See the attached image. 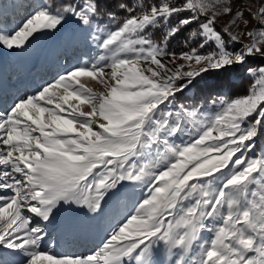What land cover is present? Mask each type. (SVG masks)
<instances>
[{"label":"snow or ice","instance_id":"1","mask_svg":"<svg viewBox=\"0 0 264 264\" xmlns=\"http://www.w3.org/2000/svg\"><path fill=\"white\" fill-rule=\"evenodd\" d=\"M117 7L123 19L104 0H50L13 32L0 29V47L15 50L73 20L101 50L0 114V193H13L0 194V249L20 257L0 253V264H264V153L245 156L264 135V66L247 69L248 95L221 100L211 116L175 103L209 70L264 58V2L255 11L232 0ZM223 15L230 21L220 31ZM193 23L186 40L198 47L176 57L170 42ZM225 34L248 42L229 51ZM210 43L215 50L201 54ZM125 183L143 186L141 198L98 250L58 256L42 248L40 222L63 205L100 214Z\"/></svg>","mask_w":264,"mask_h":264},{"label":"bare ground","instance_id":"2","mask_svg":"<svg viewBox=\"0 0 264 264\" xmlns=\"http://www.w3.org/2000/svg\"><path fill=\"white\" fill-rule=\"evenodd\" d=\"M87 33V29L83 27L75 31L65 29L60 37L52 36L43 44L28 43L21 51L22 53L12 59L11 62H7L3 55L0 54V114L7 113L19 99L36 94L39 91L38 87L41 88L51 83V81H45L53 74V71L55 72L58 69L55 60L59 51L63 52L65 50V54L75 51L76 43L74 42L76 39H80L76 40V42L83 40L85 42V47H83L89 49L87 41L92 44V40L88 38ZM94 53L97 54L98 51L94 50ZM44 59L52 62L46 65ZM12 72L13 74H11ZM36 72L38 76L36 78L32 77ZM12 77H16L14 86L9 83ZM40 82L42 84L39 86L37 83ZM0 194L5 197L13 195L9 190ZM106 204L107 201L104 202V210L100 214L91 213L86 208L71 212V206H61L51 223L40 222L41 226L48 232L43 244L52 243H49L51 246H48V248L43 245L42 248L58 256H83L98 250L102 244L103 222H106L108 226L112 217H115V213L112 214L113 212L108 213L105 211ZM112 228L106 230L107 236L105 238L110 236ZM2 252L5 258L10 256L8 259H20L18 256L13 257L7 250L3 249ZM158 258H163V250H161Z\"/></svg>","mask_w":264,"mask_h":264},{"label":"rangeland","instance_id":"3","mask_svg":"<svg viewBox=\"0 0 264 264\" xmlns=\"http://www.w3.org/2000/svg\"><path fill=\"white\" fill-rule=\"evenodd\" d=\"M42 2L44 3V1H42V0H0V29H2L3 31L8 32V33L13 32L14 30H16L18 28V26H20L24 22L26 17L32 11L33 7L35 5H37L38 3H42ZM262 2H264V0H232L233 7L239 6L245 10L247 8L251 7L253 11H255L257 9V7ZM245 17L251 19L248 16L247 11H245ZM229 21H230V17L227 15H223V16H220L219 18H217L215 24H217L223 30V28L229 24ZM253 25H254V22L250 23L248 26L249 29H251L253 27ZM80 27L81 26L77 25L73 20H68L58 30L48 31V32H44L41 34H37L34 39H31L30 43L34 42L35 44H39V43L43 44L46 41H48L49 38H52V36L56 37V38L60 37L62 31L65 29H68L70 31H75V30L79 29ZM232 31L235 33L243 32L244 31L243 25H241L240 27H234L232 29ZM87 35L89 38V33H87ZM76 40H80V39H76ZM76 40L74 42V43H76L75 51L71 52L70 54L69 53L65 54V50L63 52L59 51V54L57 55V59L55 60L57 62V65H58V69L55 72L53 71V74H51V76L45 82L51 81V83H54L55 80L57 79V77L59 75L64 74L66 70L72 69L78 65L82 66L85 63H90L93 60V58H91V55L87 52V51H89V49L84 48L85 42L83 40L76 42ZM247 42H248L247 38H242L241 41H239L238 43L241 46H243V44H245ZM87 45L89 47L92 46L89 44L88 41H87ZM92 48L97 49L98 55L101 53V50L99 48H97L95 43L92 46ZM22 50L23 49L9 50L7 48L0 47V54L3 55V57L7 60V62H11L12 59H15L18 55H20V53H22L21 52ZM91 53L94 54V50H92ZM68 55H69V58H68ZM179 56H176V57H179ZM166 59H168V58H166ZM44 60H45L44 62L46 65H48L50 62H52V61H47L48 59H44ZM174 63L177 66H179L180 63H184L185 68H187V62H184L182 60L174 59ZM51 65H53V64H51ZM169 66L171 67L172 65L170 64ZM54 73H55V75H54ZM34 74H33V76H34V78H36L38 76L37 72ZM247 74L249 75L248 72H247ZM13 78H15V77H12L9 80V83L11 84V86H14V84H15L14 80H12ZM253 79H254V77H253ZM82 82L85 83L86 86L93 88V90L96 92L105 91L104 86L101 85L98 81L91 80L90 78H83ZM37 84H39V86H40L42 83L40 82ZM42 88H43V86L41 88L38 87V90H41ZM180 93H184L186 95H191L192 94V85L189 86L187 88V90L180 92ZM180 93H177V95ZM180 106H184V105H181V104L177 105V107H180ZM83 107H84V110H86V111L89 110L87 108V106H83ZM184 107H186V106H184ZM216 109L218 110L219 106L217 107V105H216ZM198 110H200V109H198ZM200 111H201L202 115H204V116H211L216 110L211 111V109H209V110H200ZM261 153H264V135H261L260 137L257 138L256 147H255L254 151L246 152L245 156L250 157V158L251 157H257ZM142 191H143V186H135V185H132L129 183H125L117 195H113V196L108 198L109 200L108 199L106 200L107 201L106 206H108V207L105 206V211H107L108 213L113 212L112 214L115 213L114 214L115 217H112V220L108 226L106 225L107 224L106 222H103L104 223L103 224L104 225V230H103L104 232H103V236L101 239L102 242L100 241L101 243H103L105 240L108 239V238H105L107 236L106 230L108 228H111V227L114 228L116 226L115 224H117V222L123 220L124 217L127 216L133 210L134 205L141 198ZM82 209H84V208H81L75 204L71 205V212H76V211H79ZM203 236H204V239L210 238V234L207 232H205L203 234ZM49 243L52 244L51 242H49ZM49 243H45V244L42 243V245L45 246V248H48V246H51ZM2 251H3V249H0V253H2ZM9 257L10 256H8V258Z\"/></svg>","mask_w":264,"mask_h":264},{"label":"trees","instance_id":"4","mask_svg":"<svg viewBox=\"0 0 264 264\" xmlns=\"http://www.w3.org/2000/svg\"><path fill=\"white\" fill-rule=\"evenodd\" d=\"M50 2V0H48ZM122 2V0H104V3L111 8V10L118 13V19H123L126 13L119 9L117 6ZM127 3L135 6L138 3L146 2L151 3L153 0H126ZM187 13L182 14L183 16ZM203 20V17H200ZM107 22V21H106ZM178 18H173L172 23L176 24ZM217 30L222 31V29L215 24ZM198 24L193 23L190 26H185L180 34L176 36L170 42L169 50L174 52L176 56H179L181 52L190 51L193 47H198L199 40L195 43L187 41L186 38L189 34L197 30ZM162 31L166 29L161 28L159 31L153 29V35L159 36ZM225 39L227 41V47L229 51H238L241 49V45L238 42H233L228 39L227 34H225ZM215 50V46L210 43L204 49H199L201 54ZM264 66V58L259 56L249 57L246 64L243 66H233L231 68H225L221 70H209L207 73L202 74L197 77L192 85V94L186 95L180 93L176 96V105L181 104L188 108H197L200 110L215 111L216 105L220 106V101L224 99H234L241 98L249 94V90L254 82L252 76L247 74V69L249 67Z\"/></svg>","mask_w":264,"mask_h":264}]
</instances>
